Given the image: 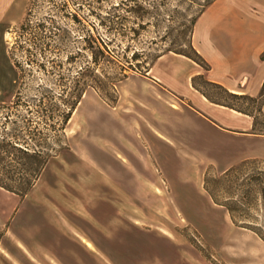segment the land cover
Returning a JSON list of instances; mask_svg holds the SVG:
<instances>
[{"label":"rangeland","instance_id":"1","mask_svg":"<svg viewBox=\"0 0 264 264\" xmlns=\"http://www.w3.org/2000/svg\"><path fill=\"white\" fill-rule=\"evenodd\" d=\"M10 1L0 0L7 11L0 19V136L32 146L38 129L54 158L23 199L0 189V264H53L47 256L30 260L31 251L61 264H264V161L241 162L264 159V139L230 137L190 108L173 109L170 103L191 106L184 98L187 65L172 58L158 64L179 71L172 92L154 88L148 73L127 69L120 81L119 64L97 63L93 54L103 38L114 57L161 50L181 22L171 11L187 9L197 18L206 0H141L163 14L142 22L130 16L119 32L140 31L129 41L101 25L120 0ZM87 84L65 132L40 124L35 105L42 96L72 103ZM229 102L254 115L251 133L264 134L260 100ZM20 127L24 138L17 140ZM230 165L236 166L225 173L215 169ZM207 179L230 210L210 198ZM69 231L93 240L102 256ZM19 239L31 250L27 260Z\"/></svg>","mask_w":264,"mask_h":264},{"label":"crops","instance_id":"2","mask_svg":"<svg viewBox=\"0 0 264 264\" xmlns=\"http://www.w3.org/2000/svg\"><path fill=\"white\" fill-rule=\"evenodd\" d=\"M10 2L15 4L16 0ZM6 12L5 6L0 8V19L5 18ZM193 44L211 67L206 74L210 81L224 86L232 93L247 94L253 97L259 95L264 83V59L262 58L264 54V0H215L198 19L193 35ZM168 58H172L176 62L187 65L190 68L186 74L190 93L186 97L180 96L190 102L191 106L184 103L178 105L170 103L173 109H180L181 106L190 108L194 114L207 122L209 126L230 137L264 139V134L251 133L254 121L250 116L213 104L192 87L191 80L194 76L202 73L201 67L182 55L164 54L155 62L148 72L150 74L148 79L154 88L165 87L173 92L169 86H176L177 84V81L171 78L178 76V70L172 69V73H170L169 69H166L167 67H164L165 69L162 71L158 70V64ZM166 97H168L167 94ZM198 107H202L217 116L220 122L218 123L206 117ZM248 160L264 161V159L254 158L245 159L241 162ZM234 166L214 167L217 171L225 173ZM69 224L70 226L73 225L72 223ZM80 225L82 226L83 223H80ZM80 232L88 235L85 228H81ZM73 237L75 236L73 235ZM79 238L76 239L87 250L94 254L97 253L96 255H101L93 240L90 238L85 239L84 237ZM18 242L22 257L24 259L29 258L25 254L31 250H28L20 239ZM38 252L39 254L31 251L32 259L30 260L38 262L41 257L47 256L53 264H61L53 256L41 251Z\"/></svg>","mask_w":264,"mask_h":264},{"label":"trees","instance_id":"3","mask_svg":"<svg viewBox=\"0 0 264 264\" xmlns=\"http://www.w3.org/2000/svg\"><path fill=\"white\" fill-rule=\"evenodd\" d=\"M108 0H97V2H107ZM141 0H120V4L113 7V14H106L101 17V25L108 29V33H112V30H116L125 40L135 39L139 35L138 29L131 27V31L133 32V37H129L128 34L120 33L119 30L125 28L126 23L129 22V18H135L137 21H144L148 18L160 17L162 13V8L159 7H146L140 4ZM146 2V0H142ZM194 3L195 1L192 0ZM133 2L134 5L128 4ZM215 2V0H206L205 4L202 5V9L199 11V16L195 18V13L191 14L187 9L185 11L180 12L178 10H174L171 12H176L180 14L181 22H179V26L177 29H174L177 34L176 36L171 31L168 34L174 36L170 43H167V47L162 48L161 50H157L149 55L145 56L146 53L143 50H135L132 53L131 57H114L111 51L108 49L109 42L106 39H102V47L95 54V62H99V59L103 58L107 63L119 64L121 72L117 75H121V80H124L129 77L128 74L124 72L128 70H132L133 72H138L142 75H146L155 62L164 54L174 53L177 55H182L198 66H200L205 73L209 72L211 67L207 60L198 52L193 44V35L195 32V26L197 24L198 19L204 14V12ZM122 9L126 14L129 15H121L117 12V10ZM168 11V9H167ZM163 14V13H162ZM144 26V25H139ZM91 42L90 39H88ZM131 49V47L127 48ZM126 49V50H127ZM145 57V58H144ZM264 59V54L262 56ZM116 78V77H115ZM114 78V79H115ZM202 81L203 85L199 83ZM114 84V83H113ZM191 84L193 88L202 94L209 102L223 106L229 109H233L239 111L243 114L254 117L253 114L243 111L238 108L235 104H232L230 101L234 100H260L261 108L259 111L263 109L264 106V83L261 88L259 95L253 97L247 94H236L230 92L224 86L210 81L205 74H199L192 78ZM90 85H86L79 94V97L74 102H69L63 98V95L60 96H51L45 97L42 96L36 103V108L38 109L37 113L43 118V121L46 125H50L52 128H58L59 131L65 132L67 126L72 118V115L77 108L78 103L82 95L88 90ZM208 88H212L217 92L211 93ZM256 118L254 120L253 131H256ZM37 131L33 134V138L35 139L34 145L23 140L24 142L19 144L14 141H6L5 138L1 139L0 136V189H3L11 194H15L21 199H23L27 194L31 192L34 188L38 180L41 178L44 170L46 169L49 162L54 158V155L50 153V146L48 144V136H45L43 132ZM19 132L15 137L17 140L24 138V129L19 128ZM261 134V133H258ZM26 136V133H25ZM40 140V141H39ZM64 147H60V151H63ZM14 156L15 158H11ZM205 189L210 198L214 201L215 204L225 207L228 210L230 208L224 204L218 202L215 194L209 187L208 179L205 181ZM5 237V233L0 231V243Z\"/></svg>","mask_w":264,"mask_h":264},{"label":"water","instance_id":"4","mask_svg":"<svg viewBox=\"0 0 264 264\" xmlns=\"http://www.w3.org/2000/svg\"><path fill=\"white\" fill-rule=\"evenodd\" d=\"M127 73H129V71Z\"/></svg>","mask_w":264,"mask_h":264}]
</instances>
